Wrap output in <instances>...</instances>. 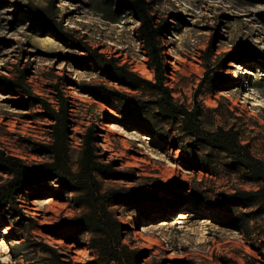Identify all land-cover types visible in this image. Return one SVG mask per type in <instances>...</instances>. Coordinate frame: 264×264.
Listing matches in <instances>:
<instances>
[{
	"label": "rangeland",
	"instance_id": "374dc122",
	"mask_svg": "<svg viewBox=\"0 0 264 264\" xmlns=\"http://www.w3.org/2000/svg\"><path fill=\"white\" fill-rule=\"evenodd\" d=\"M131 1L0 0V149L29 166L48 161L46 155L38 153L37 144L51 142L53 124L40 106L8 91L3 78H23L33 96L53 107L52 86L59 85L71 103L68 150L72 170L80 156V136L96 124L104 163L115 162V171L132 177L105 181L104 187L142 190L155 184L163 188L170 185L167 189L178 196L160 192L156 197L159 204L114 208L126 227L123 243L130 251L141 253L136 264H264V217L251 220L242 229L232 225L230 211L220 212L217 207L222 202L219 193L253 189L240 173L228 169L223 155L191 150V162L206 166L196 170V164H184L179 158L186 155L173 149L189 142L178 127L170 138L160 141L119 123L124 118L140 121L145 98L139 93L131 92L139 103L119 105L124 114L119 115L114 107L99 108L102 103L91 109L94 99L82 92L99 84L122 89L93 65H85L87 54L81 48L97 50L152 79L146 66V47L139 39L140 21L129 7ZM145 3L152 28L161 30L155 41L164 48L166 84L174 100L187 108H201L202 125L208 130L235 127L250 144L252 154L264 161V0ZM38 15L48 18L63 36L48 29ZM110 123L116 127L108 128ZM5 179L7 176L0 173V184ZM49 186L57 187L56 198L49 189L41 195L29 190L18 196L29 222L26 233L15 230L13 223L0 227V264L40 262L39 254L27 252L29 263L13 254L8 231L9 238L21 235L25 243L40 242L55 248L65 264H88L91 260L86 247L88 234L63 231L66 242L49 233L50 227L75 214L67 201L71 195H64L55 182ZM43 198L51 202L41 204ZM167 200L177 204L174 215L164 206ZM192 200L196 206L189 204ZM6 222V213L0 212V226Z\"/></svg>",
	"mask_w": 264,
	"mask_h": 264
},
{
	"label": "trees",
	"instance_id": "16d2710c",
	"mask_svg": "<svg viewBox=\"0 0 264 264\" xmlns=\"http://www.w3.org/2000/svg\"><path fill=\"white\" fill-rule=\"evenodd\" d=\"M129 7L135 11L140 21L139 39L146 47L144 48L146 66L152 72V79L148 80L140 76L127 66L119 64L115 58L100 54L97 50L81 48L87 54L84 64L93 65L109 82L122 89L121 91L99 84L87 87L82 92L94 99L91 109H94L97 103H102L106 107H114L119 115H124L118 108L119 105L138 104L137 95H132L131 92L139 93L145 98L142 101L145 105L144 114L138 117L140 121L134 122L125 118L116 121L129 131H139L157 137L160 141L170 138L172 130L178 127L189 142L176 144L173 149L186 155H181L179 158L186 165L194 167L196 164L190 160L191 150L196 152L207 150L223 155L228 169L240 173L243 182L253 189L249 191L236 189L232 193L221 192L218 197L222 202L217 207L220 212L232 213L233 226L246 229L248 222L264 217V161L252 154L250 144L243 140L235 127L217 126L213 130H208L202 125L201 108L197 105L187 108L174 100L166 84L168 68L164 63V48L155 41V37L161 35V30L152 28L145 0L131 1ZM37 19L44 21L48 29L63 36L60 29L50 24L45 16L38 15ZM3 79L8 91L18 92L26 97L27 102L40 106L53 124L51 142L37 144L38 153L46 155L48 161L29 166L0 149V173L7 176V179L0 184V212L6 213L7 222L0 227L10 226L13 223L15 230L26 233L25 228L29 220L20 208L18 196L24 195L29 190L34 195H41L42 190L49 189V193L56 198L57 187H46L50 182H55L64 195H71L67 201L75 214L63 218L57 225L50 227L49 230L52 231L49 233L66 242L68 240L64 238L63 231L88 234L86 247L92 256L88 264H136L141 253L130 251L123 243L126 227L119 220L114 208L125 206L131 209L152 203L159 204L156 197L160 192L170 197L178 196L167 189L170 185L163 188L155 184L149 189L142 190L116 186L104 187L105 181L125 180L132 177L125 172L115 171V162L104 163L105 158L98 146L101 138L100 130L96 124L88 126L80 136V156L77 168L72 170L69 165L68 150L70 141L68 110L71 108V103L62 93L60 86H52L56 103L53 107L49 102L33 96L24 80H21L23 78L20 81ZM104 114L108 115V112ZM195 169L204 170L206 166L196 164ZM189 204L196 206L195 200ZM164 206L169 207L173 215L177 211V204L174 201L167 200ZM164 206L158 205L161 209H165ZM7 235L12 253L17 254L25 263L30 262V258L26 256V253L30 252L41 255L38 264H65L64 256L48 244L31 241L25 243L21 235L9 238L10 231Z\"/></svg>",
	"mask_w": 264,
	"mask_h": 264
},
{
	"label": "bare ground",
	"instance_id": "6f19581e",
	"mask_svg": "<svg viewBox=\"0 0 264 264\" xmlns=\"http://www.w3.org/2000/svg\"><path fill=\"white\" fill-rule=\"evenodd\" d=\"M245 73H249V71H245ZM103 106H105V105L104 104L103 105L101 104L98 107L100 108V107H103ZM107 126H108V128H114V127H116V125H114L113 123H110ZM135 132H137V131H135ZM135 134H137V133H135ZM40 200H42L40 202L41 204H48L49 202H51V200L49 198H43V199H40Z\"/></svg>",
	"mask_w": 264,
	"mask_h": 264
}]
</instances>
